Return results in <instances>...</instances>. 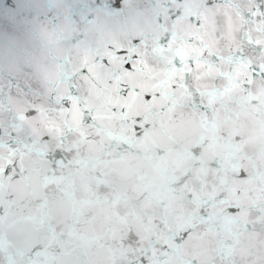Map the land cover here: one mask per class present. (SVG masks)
Segmentation results:
<instances>
[{
    "label": "water",
    "instance_id": "obj_1",
    "mask_svg": "<svg viewBox=\"0 0 264 264\" xmlns=\"http://www.w3.org/2000/svg\"><path fill=\"white\" fill-rule=\"evenodd\" d=\"M238 23L224 0H0V74L87 70L66 108L12 103L0 264H264V78L201 59Z\"/></svg>",
    "mask_w": 264,
    "mask_h": 264
},
{
    "label": "snow or ice",
    "instance_id": "obj_2",
    "mask_svg": "<svg viewBox=\"0 0 264 264\" xmlns=\"http://www.w3.org/2000/svg\"><path fill=\"white\" fill-rule=\"evenodd\" d=\"M3 2L7 6L12 0ZM224 5L239 17V23L233 28L230 36L225 34L222 26L219 27L218 35L214 34L218 52H208L207 55L202 53L201 59L218 69L222 62H226L224 70L231 65L247 61L249 75L264 78V0H224ZM173 63L175 66L176 63L184 62ZM51 65H55V79L49 81L46 76L53 71ZM124 67L127 68L129 65L125 63ZM86 72L84 67L73 72L67 66L65 58L52 57L49 63L43 66L39 76L29 75L22 81L19 76L0 74V144H5L7 140L15 141L12 135L13 101H22L25 104L24 115L28 118L33 117L41 106L51 105L53 111L66 108L76 92L73 79L86 75ZM192 76L193 72L189 66L184 83L195 99L196 93L190 83ZM61 83L66 92L57 98L56 86Z\"/></svg>",
    "mask_w": 264,
    "mask_h": 264
}]
</instances>
